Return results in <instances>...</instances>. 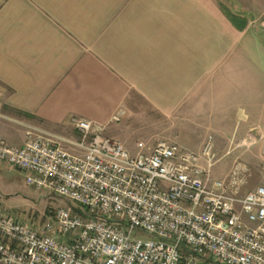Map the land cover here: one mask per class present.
<instances>
[{
  "label": "crops",
  "instance_id": "obj_1",
  "mask_svg": "<svg viewBox=\"0 0 264 264\" xmlns=\"http://www.w3.org/2000/svg\"><path fill=\"white\" fill-rule=\"evenodd\" d=\"M263 21L264 0H0V138L21 146L27 125L75 137L82 118L125 146L148 117L169 125L156 139L197 151L212 135L223 153L264 134Z\"/></svg>",
  "mask_w": 264,
  "mask_h": 264
},
{
  "label": "built area",
  "instance_id": "obj_2",
  "mask_svg": "<svg viewBox=\"0 0 264 264\" xmlns=\"http://www.w3.org/2000/svg\"><path fill=\"white\" fill-rule=\"evenodd\" d=\"M71 126L75 137L27 125L21 146L0 138V163L84 210L39 230L0 211V264H264V184L241 194L238 163L212 178L211 135L197 151L136 142L130 154L103 125Z\"/></svg>",
  "mask_w": 264,
  "mask_h": 264
},
{
  "label": "rangeland",
  "instance_id": "obj_3",
  "mask_svg": "<svg viewBox=\"0 0 264 264\" xmlns=\"http://www.w3.org/2000/svg\"><path fill=\"white\" fill-rule=\"evenodd\" d=\"M138 107L142 109L141 102ZM144 110L146 111L145 108ZM146 118L131 124L137 128L142 126V129L136 131L134 129L135 127H129L127 131H125V134H123L125 142L123 148L130 154L136 152L135 149H132L136 142L154 145L159 141H168L177 143L182 148L190 149L188 143L184 141L179 142L169 139H156L154 137L155 132L165 131L168 129L169 125L164 123H153L152 121H148V117ZM156 119L159 121L161 120L160 117H156ZM54 132L61 135L66 133L62 131ZM150 135L154 138H150ZM206 137L207 135L204 137V140ZM215 151L217 154V162L211 169L212 178H226L233 165L238 163L247 169L246 181L241 186L242 194L253 190L255 186L257 187L264 184V134L261 133L257 127L250 128L241 140L231 139L228 141L227 149L223 153L216 149ZM234 151H238L239 153L233 155ZM226 157H230L231 159L228 169L221 175L215 174V167ZM1 169L0 211L6 213L11 218L39 230L46 222L53 220V214L58 209L73 207L78 212L84 213V210L79 208L76 204L70 203L59 196H55L46 189L35 190L28 187L25 183L24 174L21 171L7 165H3ZM53 229L55 230L54 221Z\"/></svg>",
  "mask_w": 264,
  "mask_h": 264
}]
</instances>
